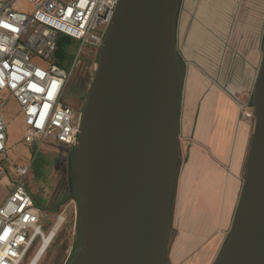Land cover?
<instances>
[{
	"label": "water",
	"instance_id": "95a60500",
	"mask_svg": "<svg viewBox=\"0 0 264 264\" xmlns=\"http://www.w3.org/2000/svg\"><path fill=\"white\" fill-rule=\"evenodd\" d=\"M182 0H118L72 148L71 264H164L178 175ZM253 129L229 230L212 264H264V36Z\"/></svg>",
	"mask_w": 264,
	"mask_h": 264
},
{
	"label": "built area",
	"instance_id": "2783aa9c",
	"mask_svg": "<svg viewBox=\"0 0 264 264\" xmlns=\"http://www.w3.org/2000/svg\"><path fill=\"white\" fill-rule=\"evenodd\" d=\"M20 1L0 0V157L7 150L3 94L18 103L24 122L22 144L35 147V156L45 142L77 145L79 114L65 104L66 83L85 47L98 51L118 0H25L26 12L18 10ZM58 35L76 43L69 65L57 63ZM32 57L42 59L45 68L31 64ZM65 65L68 70L62 68ZM237 103L242 118L253 121L251 104L241 99ZM30 168L8 158L0 160V176L7 170L14 175L0 205V264H24L37 240L40 247L34 256L43 253L58 230L49 239L50 231L62 224L58 218L44 233V211L35 206L25 184Z\"/></svg>",
	"mask_w": 264,
	"mask_h": 264
},
{
	"label": "rangeland",
	"instance_id": "374dc122",
	"mask_svg": "<svg viewBox=\"0 0 264 264\" xmlns=\"http://www.w3.org/2000/svg\"><path fill=\"white\" fill-rule=\"evenodd\" d=\"M18 10L29 11L25 0L18 4ZM178 12L177 49L180 51L183 79L187 66L200 70L214 82L241 84L248 81L247 66L261 57L264 36V0H182ZM179 8V10H180ZM77 48L71 47L70 54L75 56ZM179 54V52H178ZM80 59L84 61L79 78L87 92L93 75L97 52L85 47ZM31 64L45 68L38 57L31 58ZM68 70V65L62 66ZM2 119L7 124L8 147L0 157L8 158L18 165H28L41 169L36 173L32 169L25 180L26 188L35 200L50 207L58 202L62 193L69 199L54 211H44V233L49 232L58 218L62 224L54 239L38 264H65L74 250L77 232L76 206L73 201L72 148L54 142H45L35 156L36 148L22 144L21 109L12 97L3 94ZM85 99V98H84ZM251 104V97L248 101ZM65 104L71 108L65 101ZM79 114V113H78ZM179 142V141H178ZM35 156V157H34ZM184 149L178 143V172L183 165ZM4 162V161H3ZM178 176V175H177ZM14 175L7 170L0 176V204L5 200L12 185ZM219 224L214 222V225ZM186 222L178 226V220L172 212V225L168 251L164 264H212L226 231L219 234V241L213 232L201 243L189 246L186 252L180 251V234L186 230ZM40 247L37 240L24 264H28Z\"/></svg>",
	"mask_w": 264,
	"mask_h": 264
},
{
	"label": "crops",
	"instance_id": "0c3cea01",
	"mask_svg": "<svg viewBox=\"0 0 264 264\" xmlns=\"http://www.w3.org/2000/svg\"><path fill=\"white\" fill-rule=\"evenodd\" d=\"M177 28L178 24L176 33ZM260 59L247 66L248 81L241 84L214 82L196 68L185 69L178 142L185 156L174 198L178 226L187 224L180 234V251L213 232L215 245L219 234L230 227L253 129V121L240 115L237 99L250 100ZM21 119L23 134L22 114ZM214 222L219 224L215 227Z\"/></svg>",
	"mask_w": 264,
	"mask_h": 264
},
{
	"label": "flooded vegetation",
	"instance_id": "af4514ba",
	"mask_svg": "<svg viewBox=\"0 0 264 264\" xmlns=\"http://www.w3.org/2000/svg\"><path fill=\"white\" fill-rule=\"evenodd\" d=\"M83 67H84V61L79 58L77 60V63H76V66L73 72L71 73L66 83V87L64 91V100L67 102V104L71 106V109L75 114H78V113L80 114L83 103L85 101L84 98H86V94H87V92L85 91L83 87V82H82L83 80L79 78L78 76L79 75L78 72L80 71L82 72ZM71 164H72V161H71ZM31 169L33 173H36L37 171H41L40 168L36 169L34 165L30 168V170ZM74 252H75V247H74V250L69 255L65 264L70 263L71 258L74 256Z\"/></svg>",
	"mask_w": 264,
	"mask_h": 264
},
{
	"label": "trees",
	"instance_id": "16d2710c",
	"mask_svg": "<svg viewBox=\"0 0 264 264\" xmlns=\"http://www.w3.org/2000/svg\"><path fill=\"white\" fill-rule=\"evenodd\" d=\"M74 46L76 47V43L71 38H69V37H67L65 35H58L57 36V40H56V47H57L56 58H57V63L59 65H62L64 62H66L68 65L70 64V62H71V60L73 59L74 56L70 54L69 50L71 49V47H74ZM182 73H183V71H182ZM40 167L41 166H39V168ZM31 197H32V195H31ZM58 198H59L58 202H55L50 207H48V206H44V205L39 204L35 200V198L32 197V199L34 201V204H35V206L38 209H40L42 211H50V212L54 211L58 206L62 205L65 201H67L69 199V194L62 193ZM72 258H71L69 264H71Z\"/></svg>",
	"mask_w": 264,
	"mask_h": 264
},
{
	"label": "bare ground",
	"instance_id": "6f19581e",
	"mask_svg": "<svg viewBox=\"0 0 264 264\" xmlns=\"http://www.w3.org/2000/svg\"><path fill=\"white\" fill-rule=\"evenodd\" d=\"M59 226H60V224L58 223L57 226H55V228H54L53 230L50 231L51 233H50L49 239H50L51 236L54 234V232L58 230ZM43 249H44V247L42 248V250H43ZM45 251H46V250H45ZM45 251H43V253H42V251H40V252L37 254V256H36V257L34 256L33 260H31L32 263H31V261H30L28 264H30V263H31V264H38V262L40 261L42 255L45 253ZM41 253H42V254H41Z\"/></svg>",
	"mask_w": 264,
	"mask_h": 264
}]
</instances>
